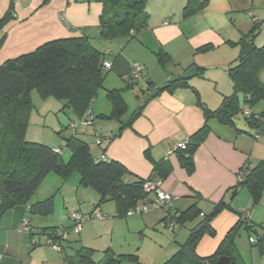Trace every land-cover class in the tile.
<instances>
[{
  "label": "trees",
  "instance_id": "obj_1",
  "mask_svg": "<svg viewBox=\"0 0 264 264\" xmlns=\"http://www.w3.org/2000/svg\"><path fill=\"white\" fill-rule=\"evenodd\" d=\"M96 2L102 7L99 15L100 38L110 41L118 38L132 39L146 28L147 0H96ZM207 2L208 0H188L184 14L188 16L194 11L201 10ZM9 15L12 16V13H6L0 20L1 27ZM4 40L5 36L0 39V47ZM253 40L254 33L249 32L242 35L238 42L239 53L234 60L236 65L228 69L232 93L223 97L215 110H209L199 103L203 111L204 125L184 142L183 150H177L180 166L188 174L193 170L192 156L208 133L210 120L235 127V117L242 114L244 124L249 127V135L254 141L260 138L264 140V109L256 114L251 110L256 102L264 101V84L259 80V73L264 70V45L256 47ZM160 54L168 57L160 51L157 55L159 62L162 59ZM104 55V52L91 45L86 35L76 34L47 40L32 51L0 64V218L18 206L24 207L29 217L52 216L54 212L52 197L35 203L29 202L41 181L50 172H55L62 181H65L73 171H76L80 177V186L97 194L98 205L109 201L115 203L118 217L125 218L127 212L135 206L154 200L150 195H155L159 187L150 192L144 185L149 182L158 186V182L169 174V166L164 162L153 161L152 176L140 179L119 162L106 159L105 148L102 155L95 158L90 152L89 145L75 137L76 131L66 140V146L71 149V156L66 163L62 161L57 150L45 144L26 140L28 116L32 107L30 92L33 89L41 96L52 97L61 102L62 108L70 109L79 119L90 112L93 123L95 120L119 123L120 128L109 138L110 142L117 138L123 129L131 127L132 117L127 122L121 120L127 111L121 89L105 92V97L111 105L109 115L94 116L91 112L97 92L103 87L106 75L113 66V63L109 62L110 68L106 70L103 63L108 61ZM124 80L126 83L132 81L130 71ZM146 84L149 86V83ZM178 87L190 88L198 97V92L188 86L187 81L169 83L167 90L172 91ZM126 88L130 89L132 86L127 84ZM240 95L243 106L239 105ZM255 136H258L257 139ZM243 190L248 193L251 209L255 208L260 203L264 191V159L254 165L246 162L241 167L237 183L229 192L231 197H234ZM98 205L93 206L92 212ZM170 207L165 209L166 212ZM222 210H231L230 204L220 201L209 214H202L196 205H190L179 215L168 214L163 219L166 227H172L176 223L184 226L199 219L189 230L186 240L179 245L177 252L163 264H214L220 257H227L229 264H245L236 244L242 231L248 234V240L252 238L250 233H253L257 239L252 238L253 243L250 241L249 243L258 248L260 253L264 252V237L259 235L256 229L257 227L264 230V224L252 226L249 216L243 212L238 215V222L226 234L215 253L207 258L198 257L196 247L200 239L205 235L214 236L211 222ZM91 215L87 214V217ZM25 222V230L29 231L28 219H25ZM74 227L75 224L72 225V230ZM39 233L47 237L45 245L53 243L61 247L63 264H123V260L128 258L136 259L134 255L114 258L105 252L103 258L95 262L91 256L93 251L85 247H80L73 255L67 256L62 247V242L66 241L67 228L39 229Z\"/></svg>",
  "mask_w": 264,
  "mask_h": 264
},
{
  "label": "rangeland",
  "instance_id": "obj_2",
  "mask_svg": "<svg viewBox=\"0 0 264 264\" xmlns=\"http://www.w3.org/2000/svg\"><path fill=\"white\" fill-rule=\"evenodd\" d=\"M187 2L188 0H147L146 28L138 32L137 39L118 38L111 41L96 38L99 28L97 13L100 11V5L96 0H51L47 3L45 11L50 13L60 9L71 27L80 26L92 37L91 45L105 53L106 61L112 62L117 58L115 68L103 82L106 87L119 83L115 75L118 69L125 70L133 64L140 65L143 73H150L157 80L160 76L167 77L168 73L193 69L198 75L190 81H199L198 96L201 94L211 106H217L221 104L223 97L229 96L232 92L228 69L236 65L234 60L239 53L238 42L242 35L253 32L255 46L264 45V0H208L201 10L186 16L184 8ZM65 7H68L67 11L64 10ZM16 8L18 9V6ZM29 16L31 17V14ZM71 27L70 31L74 30ZM160 49L168 57L160 54L162 59L159 62L157 55ZM161 73L165 74L160 75ZM259 80L264 84V70L260 71ZM132 98L129 97L127 103L130 108L129 116L136 113L135 108H139L143 102L134 105L135 101ZM30 100L32 107L28 116L27 141L45 144L57 150L64 163L68 162L71 156V149L66 146V140L71 136L72 127L76 129L75 137L89 145L90 152L95 158L106 147L103 138L101 149L96 145V132H93L89 121L84 122L70 109L62 108L61 102L52 97L41 96L34 89L30 92ZM104 105L107 108L110 103L105 97L103 86L98 90L91 107ZM239 105L243 106L241 95ZM263 109L262 100L251 108L254 114ZM234 120L236 123H244L242 114L237 115ZM100 121L96 120L99 123ZM97 127L100 130L98 132L104 134L103 129ZM256 142L258 145H264L262 138ZM79 179L76 171H73L65 181H62L55 172H50L29 199V202H36L52 197L53 217L58 222V227L67 228L66 241L62 242L67 256L73 255L76 249L85 247L93 251L91 256L95 262L101 260L107 252L114 258L121 255L136 256L135 260L129 258L123 260V264H163L177 252L178 248L175 249L174 244L177 241L182 244L186 240L185 235L172 244L175 233L179 231H182L181 234L186 233L184 227L175 226L174 233L165 228L158 219L147 228L137 230L129 222L140 216L118 217L115 203L112 201L98 205L97 194L80 186ZM93 205H98L94 212H100L104 219L98 220L93 216L82 224L83 232L76 234L71 228L74 224L73 213L77 211L87 216ZM250 208L251 204L248 209ZM254 210H260V207L257 206ZM160 213L162 214V211ZM91 214L93 215V212ZM22 226L23 222L19 229L26 232ZM256 229L261 235L263 229L257 227ZM250 235L255 236L253 233ZM247 236L248 234L242 231L240 251L246 261L249 257L248 250L253 253L256 251L255 247L249 246ZM34 238L38 242L43 240L40 236ZM31 254L37 261L45 257L52 259L49 264H63L61 253L49 245H39Z\"/></svg>",
  "mask_w": 264,
  "mask_h": 264
},
{
  "label": "crops",
  "instance_id": "obj_3",
  "mask_svg": "<svg viewBox=\"0 0 264 264\" xmlns=\"http://www.w3.org/2000/svg\"><path fill=\"white\" fill-rule=\"evenodd\" d=\"M49 1L51 0H0V20L6 13H12V16L9 15L8 18H5V24L2 27L0 26V39L5 36V40L0 47V64L5 60L32 51L47 40L66 38L76 34H84L92 39L80 26L71 27L60 9H55L50 13L45 11ZM99 7L98 22L102 9L101 5ZM64 10L67 11L68 7H65ZM69 26L74 30L70 31ZM162 26L164 27V23H162ZM98 35L99 28L96 38L99 37ZM159 51L163 50L160 49ZM116 59L112 61L111 70L115 68ZM130 68L131 66L125 70H117V73H115L119 81V83L116 82L117 85L109 84L106 87L103 84V86L104 92L111 89L123 90L122 96L127 111L121 120L127 122L132 117L131 127L123 129L121 134L110 142L109 138L118 132L120 124L115 121L102 120L99 123L95 120L92 125L93 132L97 133L95 135L100 136H98L99 144H97L96 138L95 143L101 149L102 140L104 139L106 159L119 162L131 174L140 179H147L152 176L153 161L167 164L170 172L158 182V190L169 194L173 198L168 212L162 208L152 210L147 214L140 215V218L136 217L130 221V225H133L137 230H142L152 224L153 221L159 220L164 224L163 219L168 214H171V216L179 215L190 205H196L202 214H209L218 202L229 203L231 210H222L211 222L214 236H203L196 247L197 256L207 258L215 253L226 234L236 225L240 213L245 212L249 216L252 226L256 227L259 224H264V191L260 204L257 205L260 210L248 209L251 203L245 190L240 191L234 197H231L229 192V189L237 183L238 172L246 162L254 165L264 159V145H258L249 135V127L244 123L235 122V127H232L221 124L217 120H210L208 122V133L192 156L193 170L188 174L180 166L179 153L175 151L166 157V149L174 144L184 143L192 134L202 128L204 116L199 103H202L209 110L217 109L220 104L211 106L210 102L204 99L201 94L200 97H197L190 88L178 87L172 91L162 90L137 115L134 112L129 116L130 108L127 104L129 97H133L134 105H139L147 96L144 89L139 86L126 88L127 84L131 86L130 83L135 81L126 83L124 80L129 74ZM185 71L168 73V77L160 76L158 80L150 73L142 72L139 81L144 83L145 86L146 83H149V87L159 88L171 83L173 77L179 76ZM163 74L165 73L160 75ZM108 75L109 73L106 78ZM187 83L199 95V81L188 80ZM136 110L138 108H135L134 111ZM110 111L111 105L107 108H105V105L104 107H91L94 116L109 115ZM97 126L103 129L104 134L98 132L100 130L97 129ZM102 150L98 157L102 155ZM154 196V194L150 195L151 198H155ZM160 211H162V214ZM25 219H28L29 225V231L26 230V232L19 229ZM198 219L180 226L184 227L183 230L186 231L182 234V231L175 233V226H179L177 223L172 227L164 226L175 233L172 244L177 239L183 238L185 235L188 236L189 230L195 226ZM129 223L127 222L128 225ZM58 225L53 215L50 217L34 216L29 219L25 208L22 206L6 213L0 218V264H49L52 261L51 258L44 257L43 260L37 261L31 257V252L34 251L35 247L45 245L47 241V237L41 235L39 229L54 228ZM81 229L82 227L78 234L83 232ZM240 235L236 240V244L241 254ZM34 236H40L43 240L38 242ZM261 236L264 237V230H262ZM252 238L257 239L253 236ZM247 242L249 243L248 236ZM179 244L178 241L174 244L175 249L178 248ZM249 246L253 247L250 243ZM255 250L254 253L248 250L247 255L249 257L247 261L241 254L245 264H264V252L260 253L258 248Z\"/></svg>",
  "mask_w": 264,
  "mask_h": 264
},
{
  "label": "built area",
  "instance_id": "obj_4",
  "mask_svg": "<svg viewBox=\"0 0 264 264\" xmlns=\"http://www.w3.org/2000/svg\"><path fill=\"white\" fill-rule=\"evenodd\" d=\"M103 66L106 68V70H108L110 68V63L109 62L108 63L104 62ZM142 72H143V68L140 65L133 64L132 68L130 70L131 80L132 81L133 80H139V77L141 76ZM82 119L84 120V122H88L89 121V125H92V123H93V119L90 116V112H88ZM70 131H71V134H73L76 131V129L74 127H72L70 129ZM257 137L258 136H255L256 139H257ZM95 138H96L97 144H99L98 135H95ZM184 148H185L184 143L174 144L171 147H168L166 149L165 156L168 157L169 155L173 154L175 151L183 150ZM144 187H145L146 190L151 192L153 189H155V187H158V186L157 185L154 186L153 183H149L148 182V183H146L144 185ZM172 199H173L172 196H170L169 194L164 193L162 191H159L157 189L155 191V198H154V200L152 202L143 203V204H139V205L135 206L133 209H131L129 212H127V216L144 215V214H147V213L151 212L152 210L159 209V208H162V209L165 210V209H167V208H169L171 206ZM93 216L96 219H98V220H103V216L100 214V212H97V211L93 212V215H91L89 217L82 216L81 214L74 213L72 215V219H73V222L75 224V227L73 228V231L76 234H78L82 224L86 220L91 219ZM25 226H26V222L24 221L22 228L25 229ZM249 241L251 243H253V239L252 238H250ZM49 246L53 250H56L58 252L61 251V247L58 246L57 244L49 243Z\"/></svg>",
  "mask_w": 264,
  "mask_h": 264
},
{
  "label": "water",
  "instance_id": "obj_5",
  "mask_svg": "<svg viewBox=\"0 0 264 264\" xmlns=\"http://www.w3.org/2000/svg\"><path fill=\"white\" fill-rule=\"evenodd\" d=\"M196 75H197V73H195V70L190 69V70L185 71L184 73H182L179 76L173 77L171 79V83H176V82H179V81H188L191 78L195 77ZM130 85L132 87H138L139 86L140 88L144 89V91L147 93L146 98L141 103V105L138 108V110L135 113V115H137L139 113V111L142 110L145 107V105L151 99L156 97V95L159 92H161L162 90H165V89H167L169 87V84L164 85L163 87H159V88L149 87V86H145V84L141 83L139 80H135V81L131 82ZM214 264H229V259L227 257H220V258H218V260Z\"/></svg>",
  "mask_w": 264,
  "mask_h": 264
}]
</instances>
